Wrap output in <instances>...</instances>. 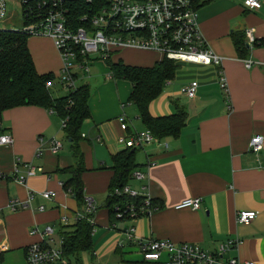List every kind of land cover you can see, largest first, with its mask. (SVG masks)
<instances>
[{
  "label": "crops",
  "instance_id": "obj_1",
  "mask_svg": "<svg viewBox=\"0 0 264 264\" xmlns=\"http://www.w3.org/2000/svg\"><path fill=\"white\" fill-rule=\"evenodd\" d=\"M259 1V8H249L246 0H211L197 9L202 35L222 57L226 89L219 83L217 67L179 63V68L182 66L176 74L179 89L196 79L195 97L189 99L181 93V98L168 91L172 105L166 104L165 108L153 101L149 111L159 116L183 107L187 111L185 125L177 137L161 139L167 142V147L152 142L141 148L142 156L138 157L139 161L135 157V162L136 170L144 177L131 178L128 183L161 207L113 224L104 200L113 174L107 168L111 165V156L124 148L117 141L124 133L118 117L122 113L127 115L130 130L132 126L137 130L144 126L135 104L124 95L130 94V83L100 78L95 84L94 94L88 99L90 116L82 123L83 137L78 143L86 168L81 175L84 195L93 198L95 209L91 259L96 257L95 250L104 246L102 249L114 250L116 254L112 264H161L144 261L139 246L126 238L123 231L128 224H133L135 234L143 238L198 243L209 252L219 243L233 239L236 245L224 256L264 264V46L258 41L264 38V0ZM6 2L10 11L0 20V29H16L20 19L23 23L22 13L19 15L20 0ZM15 16L19 17L18 21ZM247 28L253 29L257 44H250L244 38L249 47L246 46L248 50L242 58L238 56L232 34L243 35ZM30 37L28 48L36 70L40 74L58 73L62 60L61 57L56 60L52 39L42 36L51 55L39 60ZM134 50L146 55L133 57L130 54ZM112 58H120L126 64L151 66L163 57L154 51L124 48ZM247 59L253 61L250 67L245 66ZM88 76L84 81L89 83ZM166 84H171V80ZM102 98L105 102L97 101ZM0 125V133H7L12 139L9 144H0V173L5 175L0 178V264H26V246L43 238L40 233L30 231L32 226L41 229L51 224L57 231L62 217H66L67 224L76 219V201L62 187L68 173L60 170L74 165L72 145L67 139L66 149L62 144L59 151L50 150L49 139L61 141L58 136L62 129L59 130L60 119L42 107L24 105L6 109L0 114ZM255 134L263 136L262 149L258 152L249 149ZM38 148L41 154L36 156ZM28 162L37 167L32 175H27L24 167ZM16 167L18 174L24 176V183L14 178ZM44 191L53 192V196L44 198L41 195ZM30 192L33 198L28 201ZM186 197H201L200 207L176 208ZM12 200L22 205L12 210L9 205ZM241 210H253L256 217L247 224L238 223L236 214Z\"/></svg>",
  "mask_w": 264,
  "mask_h": 264
},
{
  "label": "built area",
  "instance_id": "obj_2",
  "mask_svg": "<svg viewBox=\"0 0 264 264\" xmlns=\"http://www.w3.org/2000/svg\"><path fill=\"white\" fill-rule=\"evenodd\" d=\"M204 0H20L22 16L29 17L23 24L22 30L30 35L48 36L62 60L58 76L61 83L67 88H75L76 81L90 71V64L95 60H105L112 52L124 48H135L144 51H154L169 59L179 62H189L202 65H212L218 68L219 83L226 89V80L221 68L222 57L219 56L207 43L202 35L199 24L197 5ZM83 7L78 21L83 24L74 25L67 14L70 4ZM249 8H259V0H246ZM7 14L6 0H0V20ZM245 35L248 43L256 41L253 29L247 28ZM245 66L250 67L251 60H244ZM86 74V75H87ZM86 77V76H85ZM170 81V80H169ZM167 81L166 83H169ZM50 81L46 82L49 86ZM198 81L191 80L182 86L180 92L189 99L195 97ZM120 127L124 131L117 141L124 148H143L146 144L155 142L167 147V142L156 138L149 129L130 130V120L124 113L118 117ZM62 127L65 120L61 121ZM41 143L42 138H38ZM11 136L0 133V144H9ZM263 136L255 134L249 142V149L258 152L262 149ZM62 147L60 140L49 139V148L53 152ZM41 154L38 148L36 156ZM27 175H32L36 168L32 163L24 164ZM14 178L24 183L25 178L13 172ZM5 175L0 173V178ZM144 174L138 170L133 172V178L142 179ZM116 193H125L132 197L139 193L129 185H125ZM44 198L50 199L53 192L41 193ZM142 204L138 207L134 203H127L125 207L116 206L117 218L135 219L149 214L150 197L143 194ZM33 198L30 192L28 201ZM20 204L17 200L10 201V208L17 209ZM201 197H186L175 205L176 208L198 209ZM24 206V205H23ZM93 198L85 196V212H92ZM43 209V206H39ZM78 214L76 213V218ZM256 217L253 210H241L236 214V221L247 224ZM61 224H67L66 217L61 218ZM93 223V219H91ZM32 233H40L42 239L30 243L25 248L26 264H73L62 250V238L55 227L45 224L41 229L32 226ZM124 234L129 241L135 242L142 254L143 260L160 262L161 264H255L242 261L236 257L224 256L226 251L236 245V241L228 239L218 244L213 252L204 249L200 244L193 242H174L168 239L143 238L135 234L133 224H128Z\"/></svg>",
  "mask_w": 264,
  "mask_h": 264
},
{
  "label": "trees",
  "instance_id": "obj_3",
  "mask_svg": "<svg viewBox=\"0 0 264 264\" xmlns=\"http://www.w3.org/2000/svg\"><path fill=\"white\" fill-rule=\"evenodd\" d=\"M211 0H204L197 5L199 8ZM67 14L71 17L74 25L83 24L78 17L85 8L77 4H70ZM23 24L28 23L29 17L22 16ZM31 35L21 28L0 29V114L2 111L18 106H38L49 109L60 121L65 120V126L61 129L70 139L72 145V156L74 165L66 169H60L68 173V177L62 182L63 189L70 194L77 205L78 217L71 224H60L62 238V250L72 263L81 264L80 254L88 252L93 256V231L95 225L91 222L94 211L85 212L84 184L81 179L82 173L86 170L84 156L79 148V141L83 137L80 130L82 123L90 116L88 99L91 91L89 83L82 80L75 88H67L61 83L60 77L52 72L40 74L35 67L33 58L28 48V38ZM244 36V37H243ZM245 32L232 34L233 44L238 56L245 58L248 50L246 47ZM264 46V38L258 40ZM257 44V42H254ZM112 52L104 61L110 67V76L113 79L126 80L131 84V91L128 101L135 104L141 123L144 129H149L153 136L158 139L165 137H177L185 125L187 111L178 107L175 112L165 115L153 116L149 111L150 103L163 91L167 81L172 80L179 69L180 62L163 57L151 66L131 65L123 62L122 59L113 60ZM60 72V70H59ZM90 72V71H89ZM85 78L86 74L81 72ZM50 81L49 86L46 82ZM76 81V82H77ZM84 81V82H83ZM54 85L65 87L68 91L61 97H53L50 88ZM2 129L0 125V130ZM61 149V148H60ZM59 149V150H60ZM141 148H123L111 156V165L107 168L113 171L109 182L108 192L104 200V206L109 212L110 224L123 218H117L115 207H125L127 203H134L136 206L142 204L143 194L134 197L125 193H116L125 185H128L133 172L138 164L135 162L136 151ZM161 207L156 201L150 199V208Z\"/></svg>",
  "mask_w": 264,
  "mask_h": 264
},
{
  "label": "rangeland",
  "instance_id": "obj_4",
  "mask_svg": "<svg viewBox=\"0 0 264 264\" xmlns=\"http://www.w3.org/2000/svg\"><path fill=\"white\" fill-rule=\"evenodd\" d=\"M234 1H240V0H234ZM9 11L10 10H8V6H7V14H6L5 17H7L9 15ZM20 13L21 12H19V15H20ZM18 20H19V17L15 16V21H18ZM16 26H17L16 29H19V28H21L23 26V23H22L21 19L19 20V24H16ZM29 41L35 44V47H36L35 49H37V53H38L37 57H38L39 60L46 59V58L49 57V55H51V49L48 47V43L45 40H43V37L39 38V37H35V35H31ZM56 51H57V49H56ZM127 52H131V50H128ZM136 54H137L138 57H139V55L140 56L146 55L145 53H142V51H136V50H134L133 53L130 54V55L133 56V57H136ZM59 57H60V55H59V52L57 51L56 60H58ZM59 60H60V58H59ZM91 64H90V73L87 74V76L89 75L88 76L89 77L88 81H89V87H90L91 96H92L94 94V90L96 88L95 84L99 81V79L100 78L110 79L111 76H110V70L108 69L109 65H107V63L104 60H95L93 62V64L92 65ZM179 69H182V66ZM57 74H59V72L56 73L55 75H57ZM82 80H84V78H82L81 80L77 81L76 84L82 83L81 82ZM126 82L129 84L128 81H126ZM179 87L180 86L178 85V82L176 81V76H175L171 80V84H169V85L165 84L164 85L163 91L160 94V96H158L153 101L158 106L163 105L166 108V104H171V102L169 101V95L167 94L168 91H171V93H173L174 95H178V97L182 98V96L180 95L181 94V92H180L181 88L179 89ZM67 91L68 90L65 87L63 88V87L58 86V85H54L53 87L50 88V92H51L53 97H61L63 95H66ZM124 95L126 96V99H127L128 95H129V92L127 94H124ZM97 101L98 102H100V101L105 102V98L98 99ZM132 106H133V104H132ZM85 126H86V122H85ZM60 127H61V121H60L59 128ZM59 130H61V128ZM83 130H84V127H83ZM58 138L61 139L62 144H63V148L66 149V147L68 146V141H67L66 135L63 132V130L59 133ZM141 153H142L141 149H138L136 151L135 157H136L137 161H139L138 157H140V155L142 156ZM57 229H58L57 230L58 235L61 237L60 229H59L58 226H57ZM103 247H98L97 250H95L94 254L96 255V257L95 258L93 257L94 260L90 258V256H89L90 254L88 252L87 253H81L80 254V262H81V264H91L92 262H94V263L99 262L101 264H112L115 261V258H116V254L113 253L114 250L106 251V249H102ZM74 264H76V263L74 262Z\"/></svg>",
  "mask_w": 264,
  "mask_h": 264
},
{
  "label": "water",
  "instance_id": "obj_5",
  "mask_svg": "<svg viewBox=\"0 0 264 264\" xmlns=\"http://www.w3.org/2000/svg\"><path fill=\"white\" fill-rule=\"evenodd\" d=\"M246 46H247V47H249V44H248V43H246Z\"/></svg>",
  "mask_w": 264,
  "mask_h": 264
}]
</instances>
